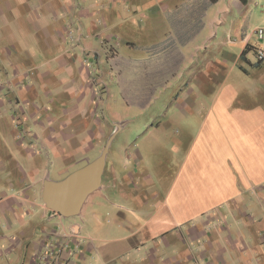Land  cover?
Returning a JSON list of instances; mask_svg holds the SVG:
<instances>
[{"label":"crops","instance_id":"crops-1","mask_svg":"<svg viewBox=\"0 0 264 264\" xmlns=\"http://www.w3.org/2000/svg\"><path fill=\"white\" fill-rule=\"evenodd\" d=\"M263 24L264 0H0V264H264ZM115 131L81 214L48 210Z\"/></svg>","mask_w":264,"mask_h":264},{"label":"water","instance_id":"water-1","mask_svg":"<svg viewBox=\"0 0 264 264\" xmlns=\"http://www.w3.org/2000/svg\"><path fill=\"white\" fill-rule=\"evenodd\" d=\"M117 131L108 139L101 155L60 181L46 180L42 200L48 210L68 219L81 214L87 199L102 187L110 146Z\"/></svg>","mask_w":264,"mask_h":264},{"label":"rangeland","instance_id":"rangeland-1","mask_svg":"<svg viewBox=\"0 0 264 264\" xmlns=\"http://www.w3.org/2000/svg\"><path fill=\"white\" fill-rule=\"evenodd\" d=\"M255 21L256 20H254V22H251V23L249 22V25H250L251 29H253L256 26H259L258 24L260 22H255ZM116 98L118 99V97H116ZM148 110H150V111H146L145 112L146 115H144V117H142V120H141L142 123L147 124L148 121L151 120V116H153V113L155 112V106L152 107V108H149ZM108 111L111 113L110 106H109V110ZM129 111H130V114H133V115L136 113V111H134V109H131V110L128 109L127 112H129ZM16 126H17V129H18L19 135L21 133V136L25 137V135L23 133L24 132V129H23L24 127L22 125H18V124H16ZM145 127L146 126H144V128H142V124L141 125H137V123H135V124H131L128 129H125L124 130V132H120L116 136V138H115V140L113 142L112 151H114V150L115 151H118L119 153H122V154H124L126 156L128 154H130V155L136 154L137 148H140L141 147V144L142 143L144 144V142L148 139V137H151L152 136V133H149V130L147 128L145 129ZM155 134H156V132H155ZM177 138H179V135H176V134H173V135L170 134L168 136L166 135V138H164L163 146H164L165 160L168 161V162H166V164H168L169 161L172 160L171 159V153H172V150L174 148L173 147L174 146V139H177ZM105 141H106V139L103 141V145H104V142ZM101 153H102V150L98 154H96L95 156H93L91 159H86V161H87L86 164H88V163L92 162L93 160L97 159L101 155ZM161 154H162L161 152H158L157 157H159ZM111 158H112V155H111ZM111 158H110V160H111ZM76 161L77 160H75V162ZM122 161H123L122 159H119L117 157V160H116V169L117 170H121L122 171V168H121ZM83 166H85V165H82V164L79 165L78 164V165L74 166V169H79L80 167H83ZM151 166H152V164H151ZM134 168H135V165H132L131 167H129V170L128 171L130 172V170H133ZM52 170H54V169H52ZM151 171L154 172L153 169H151ZM170 172H171V170H169V173ZM106 173L107 172L105 171V176H106ZM117 192L118 191L115 190L112 187L111 189H107V190L102 191L103 196L100 197L98 195L97 196L95 195L96 197L94 196L93 198H91V200L94 201V202H98L99 201L98 203H100L101 202V199H103V197L105 198V197L112 196L113 201H116V200H119V195H118ZM90 206L91 205H89V207ZM87 207H88V205H87ZM87 207H86V209H87ZM85 212H86V210H85ZM73 220L74 219H71V222ZM77 220H79V218ZM55 223H58V222L55 220L54 221V224Z\"/></svg>","mask_w":264,"mask_h":264},{"label":"built area","instance_id":"built-area-1","mask_svg":"<svg viewBox=\"0 0 264 264\" xmlns=\"http://www.w3.org/2000/svg\"><path fill=\"white\" fill-rule=\"evenodd\" d=\"M254 36L260 44V46L255 49V60L256 62H264V47L262 46L264 45V24L254 31Z\"/></svg>","mask_w":264,"mask_h":264},{"label":"trees","instance_id":"trees-1","mask_svg":"<svg viewBox=\"0 0 264 264\" xmlns=\"http://www.w3.org/2000/svg\"><path fill=\"white\" fill-rule=\"evenodd\" d=\"M256 48H257V47H255V49H256ZM255 49H254V50H255ZM256 63H258V64H259V63H263V62H256Z\"/></svg>","mask_w":264,"mask_h":264}]
</instances>
